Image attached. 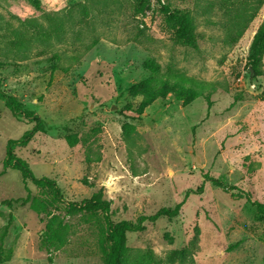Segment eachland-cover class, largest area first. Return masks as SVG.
I'll return each mask as SVG.
<instances>
[{
  "label": "rangeland",
  "instance_id": "1",
  "mask_svg": "<svg viewBox=\"0 0 264 264\" xmlns=\"http://www.w3.org/2000/svg\"><path fill=\"white\" fill-rule=\"evenodd\" d=\"M161 1L188 12L196 47L174 40L157 0L144 14L135 0H40L42 9L0 0V89L46 126L15 153L35 177L54 179L65 202L101 188L113 221L183 200L177 216L126 233L129 250H150L158 264H264V219L247 200L264 202V54L257 73L246 59L264 0ZM148 60L209 87L185 106L168 93L136 115L124 106L139 102L128 88L149 75ZM124 122L135 127L129 135ZM32 125L0 98V235L12 216L0 264H49L40 215L1 203L26 193L3 161L7 141ZM69 133L87 139L70 146ZM49 211L70 227L53 264H104L96 222L75 209Z\"/></svg>",
  "mask_w": 264,
  "mask_h": 264
},
{
  "label": "trees",
  "instance_id": "2",
  "mask_svg": "<svg viewBox=\"0 0 264 264\" xmlns=\"http://www.w3.org/2000/svg\"><path fill=\"white\" fill-rule=\"evenodd\" d=\"M30 6L35 9H42L40 0H26ZM159 9L165 14L169 28L173 32V38L176 42L189 47H196V36L191 16L188 12L171 8L169 4L157 0ZM153 0H135L134 10L136 13L144 14L151 10ZM34 25V24H32ZM38 30V26L35 27ZM45 30V29H44ZM46 31V30H45ZM264 54V21L258 26L251 39L248 53L246 56L248 70L254 73L259 71L262 56ZM144 66L149 70V75L128 88L131 97H139L140 100L135 107L131 103L124 107L132 110L136 115H141L143 111L156 101H162L168 93H171L183 106L189 104L196 97L201 95L202 90L209 87L204 82L194 83L183 75L176 76L175 79L166 71L162 72L158 63L153 60L144 62ZM190 81V82H189ZM212 88V87H211ZM210 88V89H211ZM208 90L207 96L211 90ZM0 98L4 106L9 110L12 116H23L33 125L23 132L16 139H9L6 143L5 158L3 168H14L20 172L21 182L24 185L25 195L22 197L6 198L1 201L8 208L28 204L29 208L40 215L41 221H44V228L40 238L39 246L47 252L49 264H53L51 251L62 248L68 242L69 225L64 221V217L57 213L50 212L49 209L63 207L67 211L77 210L92 219L97 224L98 246L101 250L102 261L104 264H158L156 256L150 250H129L126 246V233L141 231L145 222H154L159 217H175L180 213L183 200L176 203L173 207H160L154 213L148 215H139L134 220L120 219L113 221L110 214V200L103 197L102 189L99 188L92 192L88 198L80 202H65L55 180L45 176L35 177L27 162L17 156L15 149L26 146L34 134L44 132L45 122L34 111L23 107L21 101L15 96L7 94L0 89ZM135 127L130 122L122 124V131L125 135L131 134ZM87 137H79L76 133L65 135V141L73 146L79 141H85ZM204 178L213 185L223 186L222 182L215 177L205 174ZM38 189V194H33L28 187V182ZM202 187H198L201 191ZM247 200L255 206L259 217L264 219V202ZM45 214V215H42ZM12 219L9 215L8 222L4 225L0 235V254L3 251V239L7 233L9 223Z\"/></svg>",
  "mask_w": 264,
  "mask_h": 264
},
{
  "label": "built area",
  "instance_id": "3",
  "mask_svg": "<svg viewBox=\"0 0 264 264\" xmlns=\"http://www.w3.org/2000/svg\"><path fill=\"white\" fill-rule=\"evenodd\" d=\"M238 80H240V78H238Z\"/></svg>",
  "mask_w": 264,
  "mask_h": 264
},
{
  "label": "water",
  "instance_id": "4",
  "mask_svg": "<svg viewBox=\"0 0 264 264\" xmlns=\"http://www.w3.org/2000/svg\"><path fill=\"white\" fill-rule=\"evenodd\" d=\"M197 162V161H196Z\"/></svg>",
  "mask_w": 264,
  "mask_h": 264
}]
</instances>
